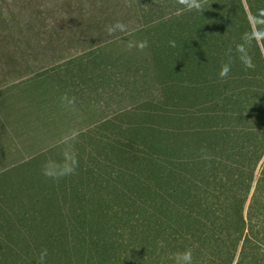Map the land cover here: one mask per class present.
Returning a JSON list of instances; mask_svg holds the SVG:
<instances>
[{
  "label": "rangeland",
  "instance_id": "rangeland-1",
  "mask_svg": "<svg viewBox=\"0 0 264 264\" xmlns=\"http://www.w3.org/2000/svg\"><path fill=\"white\" fill-rule=\"evenodd\" d=\"M175 6L0 0V264H63L69 255L72 264H99L113 257V225L131 233L115 244V264H148L133 240L153 228L144 212L155 218L173 206L178 160L221 142L212 132L200 142L196 130L204 121L221 128L226 109L211 88L223 85L172 45L181 32L192 40L183 20L162 15ZM117 23L124 29L109 32ZM73 132L75 173L50 179L45 169L70 163ZM164 183L172 191L164 194ZM172 237H161L153 262L174 264ZM104 241L103 254L94 243Z\"/></svg>",
  "mask_w": 264,
  "mask_h": 264
},
{
  "label": "trees",
  "instance_id": "trees-1",
  "mask_svg": "<svg viewBox=\"0 0 264 264\" xmlns=\"http://www.w3.org/2000/svg\"><path fill=\"white\" fill-rule=\"evenodd\" d=\"M200 2L201 8L189 9L176 0L173 12L162 15L183 20L192 33L195 43L183 32L172 40L180 56L201 67L202 73L207 70L212 86L223 85L211 87L216 99L222 96L219 104L223 100L226 105L225 111L219 108L221 128L213 124L211 131L204 121L196 130L200 142L211 132L221 142L204 144L207 153L201 148L178 160L170 195L173 206L155 218L153 211L139 210L137 215L144 212L153 228L148 233L143 229L146 241L133 240L150 253L145 257L148 264H157L153 256L158 248L164 249L160 243L169 231L172 242L165 240L174 264H184L180 257L187 250L193 264H264V0ZM249 58L253 67L245 66ZM225 66L230 70L221 76ZM205 119L210 122L208 116ZM171 185L163 184L164 194L172 191ZM111 232L113 257L94 259L99 264H115V244L130 243L129 230L113 225ZM108 245L94 243L103 254ZM76 248L77 243L69 244L68 253ZM71 257L66 256L63 264H72Z\"/></svg>",
  "mask_w": 264,
  "mask_h": 264
},
{
  "label": "clouds",
  "instance_id": "clouds-1",
  "mask_svg": "<svg viewBox=\"0 0 264 264\" xmlns=\"http://www.w3.org/2000/svg\"><path fill=\"white\" fill-rule=\"evenodd\" d=\"M180 3L184 4L186 7H188L189 9L191 8H201V2L200 0H180ZM124 25L122 23H117L115 26H109L108 31L112 32L114 31L116 28H119L121 30L124 29ZM147 47V42H143L140 44V48L143 49ZM245 66L246 67H253L252 63H251V59H247L244 61ZM230 69L225 66L222 71H221V76H226L228 71ZM78 139V133L73 132L72 134V142L70 144H68L67 150L70 153V163L63 168V170L57 172L56 174H52L51 172H49L47 169L44 170V175L48 176L50 179H60L63 176H68V175H72L75 173L76 167L78 165V159H77V154L75 152V143L77 142ZM45 254L47 252V250H44ZM184 264H193L192 262V254L190 250L185 251L183 254H181L180 257Z\"/></svg>",
  "mask_w": 264,
  "mask_h": 264
}]
</instances>
